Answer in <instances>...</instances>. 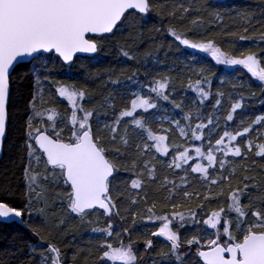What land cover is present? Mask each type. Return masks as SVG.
Here are the masks:
<instances>
[{"label":"snow or ice","instance_id":"snow-or-ice-1","mask_svg":"<svg viewBox=\"0 0 264 264\" xmlns=\"http://www.w3.org/2000/svg\"><path fill=\"white\" fill-rule=\"evenodd\" d=\"M158 7L164 5L155 0H0V158L6 149L17 157L9 160L11 170L4 169L12 176L0 181V229L23 225L46 244L17 232L14 249L0 253V264H67L53 232L66 231L70 220L96 234L94 251L83 257L93 264H143L146 257L148 264H264V179L252 167L254 156L264 168V113L249 114L251 102L264 106V10L257 15L222 4L203 9L217 21L221 9L236 13L231 18L241 25L225 35L249 42L237 52L180 31L189 13L200 9L179 4L168 10L166 34L178 41L176 51L181 45L194 50L183 55L199 66L186 84L145 68L143 81L139 70L126 77L127 84L110 76L109 83L120 87L93 105L90 74L80 87L66 82L75 64L99 63L111 42L139 63L135 50L117 37L127 34L125 42L135 44L144 30L160 32L152 19H163ZM202 19L189 22L200 28ZM220 65L231 69L219 70L220 85L230 77L239 89L235 96L227 93V109L226 93L212 91L213 68ZM122 170L130 175L121 176ZM152 191L166 193L162 202ZM193 198L198 210L187 207ZM33 212L39 224L32 223ZM116 219L126 226H114ZM139 240L143 252L133 247ZM76 249L73 262L83 251Z\"/></svg>","mask_w":264,"mask_h":264},{"label":"trees","instance_id":"trees-1","mask_svg":"<svg viewBox=\"0 0 264 264\" xmlns=\"http://www.w3.org/2000/svg\"><path fill=\"white\" fill-rule=\"evenodd\" d=\"M155 2L158 5H164L163 8L158 7L157 11H160L162 14L163 19L160 17L153 16V22L157 27L161 29L160 32L155 31H147L144 30L143 32V38L137 39L135 44L126 41L125 37H117V39L120 41L121 44L125 48H129L130 50H135V55L139 59V63L135 61H128L125 57H123L119 51V48L117 47L115 42H111L109 44H106L104 46L103 54L101 55V60L99 63L90 64L86 67H81L79 63L74 65L73 72L71 74L72 79L66 80L67 83H75L77 87H80L85 83V78L91 75L90 79H87V86L89 88V91L91 93L92 98V104L97 105L99 103H103V97L108 95V91L112 90L113 88L120 87L119 85H111L109 83V77L113 76H119L123 83L127 84L130 83L127 81L126 77L131 75L132 72L138 71V78L143 81L145 76V68L152 70V75H156L157 73L162 74H168L172 75L174 77H180V79L184 80V83H187V77L192 76L193 79L195 78L193 75V69H197L198 65L191 64L188 60L185 59L183 53L185 52H192L194 50L191 49H185L184 46H179L180 51H176V46L178 45V41L174 42V38L171 36H168L166 34V28L168 26V17H167V11L171 10L174 5L184 4L186 7H190L192 9H200V11H191L188 15V18L181 22L183 24V27L180 29V31L184 32L186 37L189 39H212L214 40L218 46L222 48V50L230 51V52H237L240 45H246L249 42L245 41H239L236 37H229L226 36L225 33L227 31H234L241 25V21L239 19L233 20L231 17H235L236 13H228L225 12L223 9H221L223 19L221 21L215 20L212 16H209L207 12L203 11L205 7H208L209 5H216V4H222L226 5L229 8H248L249 10L255 11L257 15L261 10H264V0H155ZM196 17H202V27L200 28H194L190 24V19L196 18ZM255 22V21H253ZM257 28H259V25H256ZM192 28V31H189L188 29ZM251 33V29H250ZM235 42L237 45L236 48H233L230 46L229 42ZM163 45V46H161ZM169 45H171V51H169ZM198 56L203 57L205 60L210 61L214 65V61H211L210 57H207L205 54L202 53H196ZM186 65H188L186 67ZM239 67V66H237ZM220 69H225V66H214L213 71L216 72V76H213V93L216 91V89L219 87L220 90L224 91L226 93V96L223 100L224 107L227 109L228 106V99H227V93H232L234 96L236 95V92L239 91V89H233L231 86V78L226 77L225 83L223 85H220V81L217 78L221 75ZM171 70V71H170ZM225 71H231V69H225ZM241 71H243L241 69ZM248 77V74L245 73L244 76H238V79H245ZM59 78L64 79L63 73L59 74ZM107 85V89L106 86ZM133 89L136 88V85H132ZM178 93L183 95L182 92H180V88H178ZM189 97L194 96V93H187ZM245 95L247 96V92H245ZM260 93L257 92V96L259 97ZM122 103L119 99L117 100V105ZM252 107L249 110V114L255 113L257 115L264 113V106L260 105L258 100L251 102ZM66 106V101L61 102V111L64 110V107ZM70 112V109H69ZM207 115V113H205ZM103 118V117H102ZM180 118V117H178ZM165 126H167L165 124ZM259 127V126H257ZM251 135V134H250ZM177 139L178 133H177ZM197 144L199 142H196ZM15 160L17 159L15 152L13 151L11 154L8 153L7 149L5 150L3 154V158L0 162V181H3L5 179V175L8 177L12 176L11 171H8L6 174L4 173L5 167L8 169H12L13 165L9 163V160ZM239 159V158H237ZM252 159L257 160V164L252 166L251 161H248L247 163L249 166H252L254 168V173L257 175L258 179H264V168L261 167V161L260 158L252 157ZM159 167V165H158ZM15 171L17 172L16 177H12L13 182H16L19 177V168H16ZM238 174L240 172V169L238 168ZM164 173H160V175H163ZM121 176L128 177L130 173L124 172L123 170L120 173ZM200 182L198 180L193 181V186L199 188ZM15 186V185H14ZM189 190H192L191 188ZM113 195H117L116 193H113ZM152 198L160 200L162 202V196L166 195V193L163 192H155L152 191L150 193ZM223 199V198H221ZM151 202V201H150ZM208 205L206 204V207ZM123 205H121V214L125 215L123 211ZM160 204L158 203V210H159ZM187 207L197 209V201L195 198L191 202L187 204ZM212 207H216L215 204L212 205ZM53 210H55L57 213H59V208L57 205L52 206ZM185 210V209H181ZM198 210V209H197ZM235 215L234 213L232 214ZM25 219H28L27 216ZM32 223L39 224V219L35 212H33V218ZM139 224V220H138ZM159 222H157V225ZM114 226L123 228L126 225L120 221L119 219L115 220ZM66 231H61L60 233L53 232V237L55 242L58 246L62 248V251L67 253V256L65 257L67 264H93L92 260H84V256L87 254L89 248H92L93 251L95 249V244L92 242V238L94 235L90 231V227L87 225H81L78 223V220H70L65 225ZM155 230V228H153ZM211 231V230H209ZM19 233L20 236L23 237V239L30 241L34 244H40L41 247H46V244L41 243L39 238L31 233V231L21 225H15L10 226L6 229H0V253H4L6 250H13L15 243L12 239L13 235L15 233ZM184 230L181 229V233H183ZM135 238V237H133ZM153 240H156V237H152ZM162 243L167 244L166 241H163V238H160ZM124 242H128V237H124ZM67 245V246H66ZM76 246H79L80 249H83L82 252L79 253L77 256V259L75 262L71 259V254L76 251ZM134 248H138L140 252H143V241L139 240L137 243L133 246ZM4 259H8L7 256L3 257ZM143 264H148L147 257L145 258V261Z\"/></svg>","mask_w":264,"mask_h":264},{"label":"rangeland","instance_id":"rangeland-1","mask_svg":"<svg viewBox=\"0 0 264 264\" xmlns=\"http://www.w3.org/2000/svg\"><path fill=\"white\" fill-rule=\"evenodd\" d=\"M172 115H175L176 114V110H174L172 113H171ZM179 116H177V118H178Z\"/></svg>","mask_w":264,"mask_h":264},{"label":"water","instance_id":"water-1","mask_svg":"<svg viewBox=\"0 0 264 264\" xmlns=\"http://www.w3.org/2000/svg\"><path fill=\"white\" fill-rule=\"evenodd\" d=\"M4 154V153H3ZM1 160H2V158H0V162H1ZM21 226H23V225H21Z\"/></svg>","mask_w":264,"mask_h":264}]
</instances>
